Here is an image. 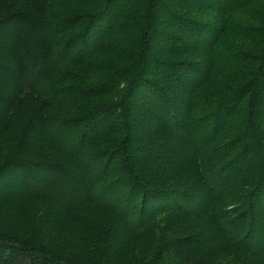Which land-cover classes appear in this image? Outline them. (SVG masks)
<instances>
[{"label":"trees","instance_id":"1","mask_svg":"<svg viewBox=\"0 0 264 264\" xmlns=\"http://www.w3.org/2000/svg\"><path fill=\"white\" fill-rule=\"evenodd\" d=\"M169 1L0 0V264H264V0Z\"/></svg>","mask_w":264,"mask_h":264},{"label":"rangeland","instance_id":"2","mask_svg":"<svg viewBox=\"0 0 264 264\" xmlns=\"http://www.w3.org/2000/svg\"><path fill=\"white\" fill-rule=\"evenodd\" d=\"M168 2H170L169 0H167ZM120 3V2H119Z\"/></svg>","mask_w":264,"mask_h":264}]
</instances>
